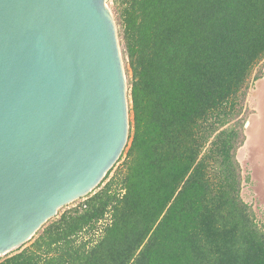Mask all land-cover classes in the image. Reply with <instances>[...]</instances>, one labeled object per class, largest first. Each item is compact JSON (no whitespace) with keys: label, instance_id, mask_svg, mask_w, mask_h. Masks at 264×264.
<instances>
[{"label":"trees","instance_id":"obj_1","mask_svg":"<svg viewBox=\"0 0 264 264\" xmlns=\"http://www.w3.org/2000/svg\"><path fill=\"white\" fill-rule=\"evenodd\" d=\"M108 1L128 85L121 174L107 179L112 166L0 264H264L238 158L264 0Z\"/></svg>","mask_w":264,"mask_h":264},{"label":"water","instance_id":"obj_2","mask_svg":"<svg viewBox=\"0 0 264 264\" xmlns=\"http://www.w3.org/2000/svg\"><path fill=\"white\" fill-rule=\"evenodd\" d=\"M127 93L107 0H0V255L117 162Z\"/></svg>","mask_w":264,"mask_h":264},{"label":"rangeland","instance_id":"obj_3","mask_svg":"<svg viewBox=\"0 0 264 264\" xmlns=\"http://www.w3.org/2000/svg\"><path fill=\"white\" fill-rule=\"evenodd\" d=\"M107 3L110 6V2L107 0ZM261 68L262 74L264 71V59L257 65L256 69ZM254 81L252 78V81L250 83L249 88V95H248V116L246 121H250L249 128L251 125V116L252 113L255 111L256 108H258L257 111L260 110V116L262 117L263 113V122L262 124V132L261 136L259 138V144L262 145V148H264V99L261 101H258L255 99L254 96H251V91L254 88ZM248 129V128H247ZM244 131L246 133L247 137V131L244 127ZM256 140L251 139L250 144L247 146V149L249 153H247L244 149V144L239 148L238 151V158L241 163L242 167V174H243V182H242V195L246 201H248L250 204H252V207L256 213V217L258 221L261 224H264V156H262V152L259 151L258 154L256 152L255 157L253 158L252 155L255 154V148ZM260 150V149H259ZM253 153V154H252ZM251 158V159H250ZM122 162L123 159H120L118 162H116L111 171L108 173L107 179H109L111 176L115 175L117 172L121 174L122 169ZM81 201V199H77L69 203L66 207L73 206L77 204V202ZM63 208H61L62 210ZM102 225H99L101 227ZM100 230L96 231V234H92L94 238L97 237V233H99ZM86 236H89L90 234H85ZM2 256V255H0Z\"/></svg>","mask_w":264,"mask_h":264},{"label":"flooded vegetation","instance_id":"obj_4","mask_svg":"<svg viewBox=\"0 0 264 264\" xmlns=\"http://www.w3.org/2000/svg\"><path fill=\"white\" fill-rule=\"evenodd\" d=\"M251 96H254L256 100L262 101L264 99V71L263 74L255 79L254 81V88L251 91ZM258 108L255 109V111L252 113L251 116V127L248 128L247 131V137L244 142V149L247 153H249L247 146L250 144L251 139L254 138L256 140V145L254 146L255 148V154L252 155L253 158L256 155V152L258 154L259 151L262 152V145L259 144V138L261 136L262 132V122H263V113L262 117L260 116V110L257 111ZM260 149V150H259ZM253 154V153H252ZM251 159V158H250Z\"/></svg>","mask_w":264,"mask_h":264}]
</instances>
